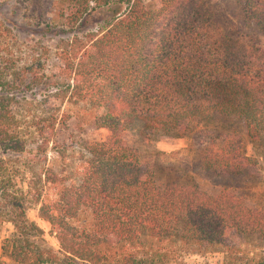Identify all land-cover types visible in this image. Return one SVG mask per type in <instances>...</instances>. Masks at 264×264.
I'll use <instances>...</instances> for the list:
<instances>
[{
  "label": "trees",
  "instance_id": "obj_1",
  "mask_svg": "<svg viewBox=\"0 0 264 264\" xmlns=\"http://www.w3.org/2000/svg\"><path fill=\"white\" fill-rule=\"evenodd\" d=\"M67 1L61 17L70 25L93 13L102 22L65 50L72 53L65 58L69 80L53 96L99 110L94 124L106 134L85 145L86 157L69 184L32 171L22 189L21 167L0 157V216L14 229L3 255L14 264H165L175 256L164 247L169 243L187 252L227 249L232 235L255 232L264 242L259 209L226 188L208 193L191 181L157 187L137 150L122 139L132 125L140 126L146 141L154 134L181 137L190 124L223 115L241 120L247 140L264 146V43L227 36L203 0H158L152 7L144 0ZM234 2L242 21L264 36V0ZM8 67L0 60V152L20 154L26 137L12 111V94L16 77L25 73L12 76ZM56 121L51 109L35 122L39 160ZM202 154L203 164L219 172L207 148ZM256 155L264 165V151ZM242 165L226 166L238 171ZM44 182L56 186L54 197L39 206L56 251L33 241L42 230L25 215L27 203L38 204ZM81 207L90 211L88 228L70 223ZM256 264H264V252Z\"/></svg>",
  "mask_w": 264,
  "mask_h": 264
},
{
  "label": "rangeland",
  "instance_id": "obj_2",
  "mask_svg": "<svg viewBox=\"0 0 264 264\" xmlns=\"http://www.w3.org/2000/svg\"><path fill=\"white\" fill-rule=\"evenodd\" d=\"M144 1L152 7L158 0ZM203 1L215 12L219 26L227 36L262 47L264 36L242 21L234 0ZM67 6V0H0V60L2 65H10L8 72L12 76H16L17 71L25 73L16 77L12 111L26 137L23 153L0 152V157L9 159L8 163L14 167H21L24 178L22 173L18 176L21 177L19 186L22 189L32 171L42 179L53 173L63 178L64 184L75 181L81 159L86 157L85 145L100 140L106 134V130L97 129L94 124V115L99 110H93L81 101L73 103L67 98L53 96L62 94L69 80L65 58L72 55L66 51L72 49L73 38L95 31L102 22V15L93 13L72 26L61 17ZM33 73L39 78L32 79ZM51 109L57 116L54 135L45 156L39 160L34 151V125ZM122 139L137 150L143 169L152 175L157 187L191 181L208 193L226 188L250 207L264 213V165L256 155V151H264V146L254 147L247 140L241 120L215 115L209 121L190 124L181 137L154 134L148 141L144 140L140 126L132 125L122 133ZM62 147H65L64 152L59 153ZM204 148L210 152V159L216 161L219 172L203 164ZM237 162L243 164L238 171L234 166H226ZM55 190L56 186L51 182H44L38 204L27 203L25 207L27 219L42 230L33 241L54 251L58 244L49 233L48 223L39 217V206L41 201L53 198ZM91 222L90 211L85 207H81L70 220L79 228H88ZM13 231L11 223L0 216V264H14L1 249ZM227 244V249L220 247L187 252L178 244L169 243L164 247L171 257L175 256L165 264H256L264 252V242L256 232L234 234Z\"/></svg>",
  "mask_w": 264,
  "mask_h": 264
}]
</instances>
